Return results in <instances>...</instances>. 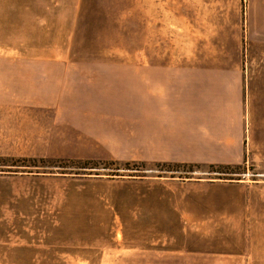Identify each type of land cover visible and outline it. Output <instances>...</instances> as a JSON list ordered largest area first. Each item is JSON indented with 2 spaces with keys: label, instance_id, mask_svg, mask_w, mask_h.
<instances>
[{
  "label": "rangeland",
  "instance_id": "obj_1",
  "mask_svg": "<svg viewBox=\"0 0 264 264\" xmlns=\"http://www.w3.org/2000/svg\"><path fill=\"white\" fill-rule=\"evenodd\" d=\"M248 5L0 0V264H264V42L244 37ZM144 64L246 69L244 157L222 164L238 166L125 160L93 138L141 123Z\"/></svg>",
  "mask_w": 264,
  "mask_h": 264
},
{
  "label": "crops",
  "instance_id": "obj_2",
  "mask_svg": "<svg viewBox=\"0 0 264 264\" xmlns=\"http://www.w3.org/2000/svg\"><path fill=\"white\" fill-rule=\"evenodd\" d=\"M249 4L244 37L251 44L264 42V0ZM246 52L253 57L251 49ZM245 71L242 66L144 64L141 123L130 121L121 133L93 138L125 160L239 163L244 157Z\"/></svg>",
  "mask_w": 264,
  "mask_h": 264
},
{
  "label": "trees",
  "instance_id": "obj_3",
  "mask_svg": "<svg viewBox=\"0 0 264 264\" xmlns=\"http://www.w3.org/2000/svg\"><path fill=\"white\" fill-rule=\"evenodd\" d=\"M136 162H138V161H136ZM140 163H141L142 166H146L145 162H140ZM131 164H132V162H125V166L131 165ZM156 164H159V165L168 164L169 165V164H171V162H158V163L156 162ZM188 166L197 167V166H200V164H188ZM207 166L210 167L212 170H214L216 168H224L225 169V168H230V167H236L238 165L232 166V165H222V164H207ZM128 169H130V168H128Z\"/></svg>",
  "mask_w": 264,
  "mask_h": 264
}]
</instances>
